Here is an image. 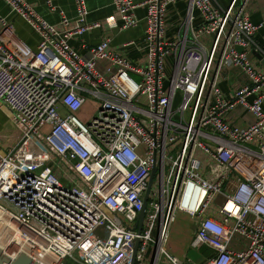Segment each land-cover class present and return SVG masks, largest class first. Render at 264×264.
<instances>
[{"label":"built area","instance_id":"built-area-1","mask_svg":"<svg viewBox=\"0 0 264 264\" xmlns=\"http://www.w3.org/2000/svg\"><path fill=\"white\" fill-rule=\"evenodd\" d=\"M74 1L75 20L60 10L58 29L26 0H5L40 37L35 50L2 19L0 110L22 133L16 149L0 145V218L16 225L0 219L5 254L49 264H162L164 256L186 264L165 245L176 213L197 216L224 194V220L201 219L191 241L213 253L190 263L264 264V72L249 50L264 55L254 41L264 22L246 13L249 0H146L143 65L108 51L109 39L79 53L70 37L102 23L88 22L86 0ZM178 1L186 3L185 33L168 39L167 9ZM113 5L121 30L138 24L135 0ZM99 61L108 62L104 72ZM231 69L245 79L225 96L220 81ZM87 95L99 104L86 121L79 111ZM141 95L146 106L136 103ZM206 167L214 181L201 173ZM235 238L242 248L230 245ZM12 243L17 254L6 252Z\"/></svg>","mask_w":264,"mask_h":264},{"label":"crops","instance_id":"crops-1","mask_svg":"<svg viewBox=\"0 0 264 264\" xmlns=\"http://www.w3.org/2000/svg\"><path fill=\"white\" fill-rule=\"evenodd\" d=\"M26 1L37 11L40 16H42L49 23L56 25L58 29H62L60 24V10H63L66 16L71 19V21H74L77 15L76 4L74 0H51L56 7L55 10H53L49 6V0ZM135 1L139 5L136 9L138 24L126 30H121V24L117 11L113 5V0H86L89 9L88 22H101L102 26L91 28L83 34L70 37V43L72 44V46L79 53L85 55L90 48L96 47L106 39H109V44L107 46L108 51L128 58V60L134 65H143L144 63H146V0ZM219 1L222 3L221 0ZM225 1L228 4L231 0ZM222 5L224 6L223 3ZM245 11L251 17L252 21L256 23L264 22V0H249L246 5ZM185 13L186 3L184 1H178L168 6L166 14V37L168 39H177L185 33V27L183 26ZM2 19H5L7 23L13 25L15 34L21 40H23L31 48L35 50L37 49L38 43L40 41L39 35L18 13L10 8L5 0H0V30L3 27ZM196 22H198V20ZM109 23H115L116 25L110 26ZM254 41L260 48V51L264 54V26L256 33V35L254 36ZM249 50L252 64L258 71L264 72V65L254 54L255 49L249 48ZM107 66L108 62L106 61L98 62V68L102 72L105 71ZM135 76L136 78L139 77V75L136 73ZM244 79V76L238 69L225 71L220 81L224 91V95H232L234 91H236L244 83ZM92 99L93 98L91 97V95H87V101L79 111V116L83 120L87 121V118L85 116L88 107L86 106L87 103ZM0 111L3 112L2 110ZM3 115H5V113ZM244 117L248 121L252 120V117L248 114H245ZM239 122L244 126L241 121ZM13 126L16 128L15 137L18 140L21 139V131L14 124ZM13 142L17 143L16 140H13ZM0 145L2 146V148L8 150L11 149L12 144H4V140L1 141L0 139ZM29 146V148H31L33 145L30 144ZM201 173L209 180L214 181L216 179V177L207 170V167L203 171H201ZM226 186H228V184ZM223 198L224 194L214 195V197L209 201L208 206L205 208V210L197 216H191L182 211H178L176 213L175 220L172 222L169 228L168 238L165 243V245H170L171 250L173 254H175V256H177L181 260H184V257H187L188 253L189 255H191L192 253L196 262H202L213 253V250L206 246L199 249V251L193 250L192 252L190 251L192 249V247L190 248V244L195 236L199 221L201 219L205 217H212L220 221L224 220V216L220 212V205L223 201ZM179 217L181 218L180 221ZM242 243L244 242L241 239L235 238L231 241L230 245L235 248H242ZM162 264L170 263L166 260Z\"/></svg>","mask_w":264,"mask_h":264},{"label":"rangeland","instance_id":"rangeland-1","mask_svg":"<svg viewBox=\"0 0 264 264\" xmlns=\"http://www.w3.org/2000/svg\"><path fill=\"white\" fill-rule=\"evenodd\" d=\"M170 65H171V61L168 62V66L169 67H170ZM131 75L134 78H136L135 73H131ZM139 77L136 78V79L139 80L141 78V77L140 78ZM136 103L139 104V105H141V106H146V104H147L146 96H143V95L139 96L138 99L136 100ZM98 104H99L98 101H96L95 99H92V100H90L87 103V106L86 107H88V109L86 110V116H85L87 118V120H91L96 115V113L98 111ZM3 112L0 111V139H1V141L4 140V144H12L11 145V150H14V149H16L17 146H19L21 144L22 138L18 140L15 137L16 128L9 121L10 119L7 117V114L5 112L4 113L6 115H3L4 114ZM237 124L238 125H241L240 122H237ZM41 132L42 133H48V128L42 129ZM13 138H15V139H13ZM13 140H16L17 143H14ZM199 156L200 157H204L203 154H199ZM206 160H208L212 164V161H210L208 157H206ZM56 176L59 179L61 178V176L59 175V173H57ZM153 190L155 192H159V176L157 177V181H156V184L153 187ZM180 219L181 218L179 217V221H180ZM6 244L7 243H5V245ZM10 246H11L10 249H13V250L10 251L11 254H17L21 250L20 246H18V245H17L19 247L18 250H16L14 248V246H16V244H13L12 243V244H10ZM190 248H191V244H190ZM166 249L168 250V252L170 254L175 255V254H173L170 245L168 246L166 244ZM193 250L199 251V249H193V248L190 251L193 252ZM184 258L183 259L185 260V263L186 264H192L190 262H196V260H195L194 256L192 255V253H191V255H189V253H188V256L187 257H184ZM188 259H190V260H188ZM166 260H167V258L164 256L163 259H162V261L165 262ZM63 264H76V262H74L72 258H67V259L64 260V263Z\"/></svg>","mask_w":264,"mask_h":264},{"label":"water","instance_id":"water-1","mask_svg":"<svg viewBox=\"0 0 264 264\" xmlns=\"http://www.w3.org/2000/svg\"><path fill=\"white\" fill-rule=\"evenodd\" d=\"M222 3L224 4L225 7H228V4L225 0H221ZM254 54L256 55V57L261 61V63L264 65V55H262L259 52L254 51ZM180 92L176 93L174 101H173V108H175V106L177 105V103L179 102L180 99ZM155 173H156V167L153 168L152 173H151V177L149 180V186L148 189L146 191V195H145V199H144V207L143 210L141 211L140 215H139V226H138V231L140 232L142 229V224H143V220H144V216H145V209L147 206V201H148V197H149V193L151 190V186L152 183L154 181V177H155ZM139 240H137V245H136V249L134 252V256L136 254V250H137V246H138ZM0 264H43L40 261L36 260L35 258L31 257L30 255H28L25 252H20L15 259H11L9 256H7L3 250L2 247H0Z\"/></svg>","mask_w":264,"mask_h":264},{"label":"bare ground","instance_id":"bare-ground-1","mask_svg":"<svg viewBox=\"0 0 264 264\" xmlns=\"http://www.w3.org/2000/svg\"><path fill=\"white\" fill-rule=\"evenodd\" d=\"M189 207L190 208H195L196 207V204H192V205H189ZM0 217H2V216H0ZM0 219H3L2 220V224L4 225V224H11V226H13L15 229H16V225H14V224H12V223H10L9 222V220H7V219H5V218H0ZM2 225V226H3ZM19 238H22V235L20 234V236H19ZM19 240H21V239H19ZM0 241H1V237H0ZM19 243H22V242H20V241H18ZM5 245V244H4ZM16 246H17V244H16ZM14 246V248L16 249V250H18L19 249V247L17 246ZM11 247V246H10ZM10 247H9V249L7 248L6 249V252L7 253H9L11 250H13V249H10ZM10 250V251H9ZM40 260H41V263H43V264H49V262H50V260H51V257H49V259H43V258H39Z\"/></svg>","mask_w":264,"mask_h":264},{"label":"trees","instance_id":"trees-1","mask_svg":"<svg viewBox=\"0 0 264 264\" xmlns=\"http://www.w3.org/2000/svg\"><path fill=\"white\" fill-rule=\"evenodd\" d=\"M77 264V263H76Z\"/></svg>","mask_w":264,"mask_h":264}]
</instances>
